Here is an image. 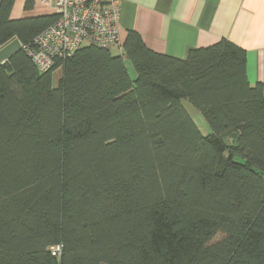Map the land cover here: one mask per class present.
I'll return each instance as SVG.
<instances>
[{
	"label": "trees",
	"instance_id": "1",
	"mask_svg": "<svg viewBox=\"0 0 264 264\" xmlns=\"http://www.w3.org/2000/svg\"><path fill=\"white\" fill-rule=\"evenodd\" d=\"M15 1L0 0V44L22 43L0 63V264H264V83L245 49L179 58L130 30L135 79L94 44L40 71L29 49L57 14L13 19Z\"/></svg>",
	"mask_w": 264,
	"mask_h": 264
},
{
	"label": "crops",
	"instance_id": "2",
	"mask_svg": "<svg viewBox=\"0 0 264 264\" xmlns=\"http://www.w3.org/2000/svg\"><path fill=\"white\" fill-rule=\"evenodd\" d=\"M56 1L34 0L26 7L27 0H16L11 17L56 14ZM120 7V48L130 30L151 49L179 58L228 39L246 51L249 83H264V0H120ZM21 46L17 37L0 44V63Z\"/></svg>",
	"mask_w": 264,
	"mask_h": 264
},
{
	"label": "built area",
	"instance_id": "3",
	"mask_svg": "<svg viewBox=\"0 0 264 264\" xmlns=\"http://www.w3.org/2000/svg\"><path fill=\"white\" fill-rule=\"evenodd\" d=\"M57 19L35 40L29 55L40 71L54 67L61 57H71L84 44L119 45L120 0H57ZM53 247V254L61 252Z\"/></svg>",
	"mask_w": 264,
	"mask_h": 264
},
{
	"label": "rangeland",
	"instance_id": "4",
	"mask_svg": "<svg viewBox=\"0 0 264 264\" xmlns=\"http://www.w3.org/2000/svg\"><path fill=\"white\" fill-rule=\"evenodd\" d=\"M109 49H110V51H111L112 54L123 56L125 65H126L128 71H129L130 76L133 79H135L137 77L136 70H135L132 62L125 56V54L123 52V49L120 48L118 45H111L109 47ZM60 73H62L61 70L55 71V74H54L55 81H57L58 78L60 77ZM186 106L189 107L191 109V111L193 112V114L195 115L196 123L201 128V130L205 134H208L207 132L210 131V127H209L208 123L206 122L205 118L203 117V115L200 114L199 112H196V110L194 109V107L191 106L190 104L186 103Z\"/></svg>",
	"mask_w": 264,
	"mask_h": 264
}]
</instances>
